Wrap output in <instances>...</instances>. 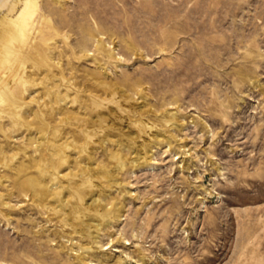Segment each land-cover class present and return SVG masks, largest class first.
I'll list each match as a JSON object with an SVG mask.
<instances>
[{
    "label": "rangeland",
    "instance_id": "obj_1",
    "mask_svg": "<svg viewBox=\"0 0 264 264\" xmlns=\"http://www.w3.org/2000/svg\"><path fill=\"white\" fill-rule=\"evenodd\" d=\"M34 6L0 67V264H264V0Z\"/></svg>",
    "mask_w": 264,
    "mask_h": 264
},
{
    "label": "bare ground",
    "instance_id": "obj_2",
    "mask_svg": "<svg viewBox=\"0 0 264 264\" xmlns=\"http://www.w3.org/2000/svg\"><path fill=\"white\" fill-rule=\"evenodd\" d=\"M7 2L8 0H0V8L5 7ZM34 3L35 0H28L26 2L25 9L23 10L19 18L11 22L10 27L3 35V39H2L3 45L0 48V67L3 63H7L10 57L17 56L19 53V48L22 47L21 44H24L26 42L27 37H26L25 26L23 21L25 17L28 20L32 18L33 15L30 9L35 7ZM14 10H15V6H12L10 11H14ZM2 98H3V93L2 91H0V101H2ZM79 204L81 205V203Z\"/></svg>",
    "mask_w": 264,
    "mask_h": 264
}]
</instances>
